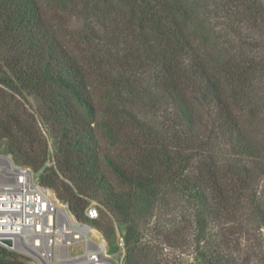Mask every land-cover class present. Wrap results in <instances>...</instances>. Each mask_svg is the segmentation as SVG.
Listing matches in <instances>:
<instances>
[{
    "label": "trees",
    "instance_id": "1",
    "mask_svg": "<svg viewBox=\"0 0 264 264\" xmlns=\"http://www.w3.org/2000/svg\"><path fill=\"white\" fill-rule=\"evenodd\" d=\"M0 151L123 264H264V0H0Z\"/></svg>",
    "mask_w": 264,
    "mask_h": 264
},
{
    "label": "built area",
    "instance_id": "2",
    "mask_svg": "<svg viewBox=\"0 0 264 264\" xmlns=\"http://www.w3.org/2000/svg\"><path fill=\"white\" fill-rule=\"evenodd\" d=\"M50 164L47 163V166ZM77 220L67 203L42 186L29 168L0 151V248L35 264H123L124 233L113 223L115 250L93 226L104 208L86 199Z\"/></svg>",
    "mask_w": 264,
    "mask_h": 264
},
{
    "label": "rangeland",
    "instance_id": "3",
    "mask_svg": "<svg viewBox=\"0 0 264 264\" xmlns=\"http://www.w3.org/2000/svg\"><path fill=\"white\" fill-rule=\"evenodd\" d=\"M55 158L56 157L54 155L53 148L51 147V143L49 142V161L47 163L51 164ZM110 252L113 253L114 250H110Z\"/></svg>",
    "mask_w": 264,
    "mask_h": 264
},
{
    "label": "water",
    "instance_id": "4",
    "mask_svg": "<svg viewBox=\"0 0 264 264\" xmlns=\"http://www.w3.org/2000/svg\"><path fill=\"white\" fill-rule=\"evenodd\" d=\"M0 250L5 251V250H3V249H1V248H0ZM5 252H7V251H5ZM7 253H10V252H7ZM11 254H13V253H11ZM14 255L17 256L21 261H23L24 264H35V263H34L33 261H31V260H28V259L23 258V257H21V256H19V255H16V254H14Z\"/></svg>",
    "mask_w": 264,
    "mask_h": 264
}]
</instances>
